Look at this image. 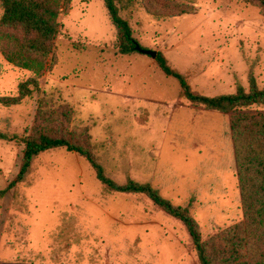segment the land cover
Listing matches in <instances>:
<instances>
[{"label": "rangeland", "instance_id": "rangeland-1", "mask_svg": "<svg viewBox=\"0 0 264 264\" xmlns=\"http://www.w3.org/2000/svg\"><path fill=\"white\" fill-rule=\"evenodd\" d=\"M141 47L163 52L208 96L264 88V15L243 0H194L180 17L116 0ZM3 8L0 5V19ZM39 88L21 104L0 102V264H200L185 225L144 194L111 191L89 160L58 147L40 153L24 182L26 137L43 106L67 104L108 177L150 182L190 206L208 238L244 220L231 114L192 105L151 55L122 54L104 0H73ZM0 96L18 95L34 70L0 50ZM264 112L253 106L243 113Z\"/></svg>", "mask_w": 264, "mask_h": 264}, {"label": "trees", "instance_id": "trees-1", "mask_svg": "<svg viewBox=\"0 0 264 264\" xmlns=\"http://www.w3.org/2000/svg\"><path fill=\"white\" fill-rule=\"evenodd\" d=\"M72 1L0 0L3 8L0 50L8 62L34 70L36 74L20 83L18 95L0 96L1 103L6 106L19 105L39 88V78L48 67L62 26L59 17L70 9ZM243 1L259 7L264 15V0ZM192 2L194 0H142L149 14L163 18L194 13L196 8ZM104 3L117 30L120 53L138 51L136 46L140 43L134 36L130 22L120 14L116 0H104ZM156 62L166 75L178 79L182 96L192 105L231 114V135L241 189L243 221L204 238L190 206L174 204L150 182L129 179L121 184L108 177L105 168L95 157L88 130L71 127L73 109L67 104L54 109L40 108L31 133L25 140L20 171L9 187L27 179L40 153L63 147L86 157L98 179L109 190L144 194L164 213L180 220L195 244L200 264H264V112L243 113V110L253 106L264 108V88H260L256 79L251 77L249 90L241 86L235 93L208 96L194 90L186 76L172 68L163 52H158ZM0 137L7 138V135L0 132ZM7 191L8 188L0 190V196Z\"/></svg>", "mask_w": 264, "mask_h": 264}, {"label": "water", "instance_id": "water-1", "mask_svg": "<svg viewBox=\"0 0 264 264\" xmlns=\"http://www.w3.org/2000/svg\"><path fill=\"white\" fill-rule=\"evenodd\" d=\"M137 50L141 53L151 55L154 59L157 58L158 51L141 47L140 44L136 46Z\"/></svg>", "mask_w": 264, "mask_h": 264}]
</instances>
